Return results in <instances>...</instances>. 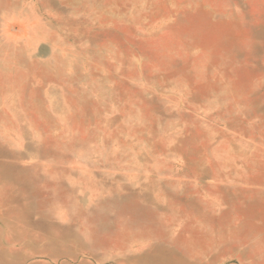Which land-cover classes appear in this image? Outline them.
Here are the masks:
<instances>
[{
  "label": "rangeland",
  "instance_id": "obj_1",
  "mask_svg": "<svg viewBox=\"0 0 264 264\" xmlns=\"http://www.w3.org/2000/svg\"><path fill=\"white\" fill-rule=\"evenodd\" d=\"M0 264H264V0H0Z\"/></svg>",
  "mask_w": 264,
  "mask_h": 264
},
{
  "label": "bare ground",
  "instance_id": "obj_2",
  "mask_svg": "<svg viewBox=\"0 0 264 264\" xmlns=\"http://www.w3.org/2000/svg\"><path fill=\"white\" fill-rule=\"evenodd\" d=\"M138 212V211H137ZM136 217V216H135ZM142 221V220H141ZM144 222V221H143Z\"/></svg>",
  "mask_w": 264,
  "mask_h": 264
}]
</instances>
